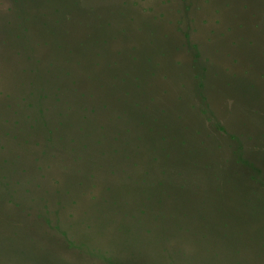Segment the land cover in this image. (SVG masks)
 <instances>
[{"label":"rangeland","instance_id":"374dc122","mask_svg":"<svg viewBox=\"0 0 264 264\" xmlns=\"http://www.w3.org/2000/svg\"><path fill=\"white\" fill-rule=\"evenodd\" d=\"M0 264H264V0H0Z\"/></svg>","mask_w":264,"mask_h":264},{"label":"trees","instance_id":"16d2710c","mask_svg":"<svg viewBox=\"0 0 264 264\" xmlns=\"http://www.w3.org/2000/svg\"><path fill=\"white\" fill-rule=\"evenodd\" d=\"M40 77H42V76H40ZM121 82H124V81H121ZM57 89V88H56ZM55 89V90H56ZM61 90H62V87H61ZM41 92H43L42 90H40ZM126 94H127V92H126ZM46 93H44L43 92V94H39L38 95V98H39V100H41V99H44L46 96ZM125 96H127V95H125ZM22 100H24V99H22ZM59 100V99H58ZM58 100H56L57 102H59ZM11 106V105H10ZM10 106H8V108H10ZM42 105H40V104H37V103H35V102H33V103H29L26 107H23V109H27V110H29L30 112H32L33 113V115H35L36 113H40V114H43V112L44 111H46V114H47V112L48 111H52V110H46V108L44 107H41ZM137 106V105H136ZM67 108H68V110L70 109V106H67ZM35 113V114H34ZM58 116H61V115H59V114H57ZM49 116H51V120H53L52 118H54L51 114H50V112H49ZM27 118H29L30 120H31V122H32V124L31 125H29V128H33V127H35V125L37 124V122H39V121H37V120H39L41 117H36V116H31V115H27ZM56 119V118H55ZM62 121H60V123H61ZM36 123V124H35ZM27 125V123L25 124V126ZM24 126V127H25ZM41 130V129H40ZM44 131V130H43ZM45 132V131H44ZM41 133H42V131H41ZM30 134H31V132H30ZM29 134V135H30ZM36 142V141H35ZM34 145L37 147V148H42L41 146H40V144L39 143H34ZM38 150V149H37Z\"/></svg>","mask_w":264,"mask_h":264}]
</instances>
